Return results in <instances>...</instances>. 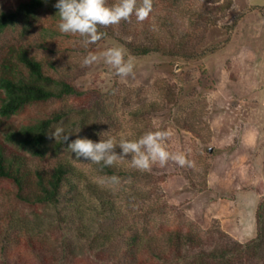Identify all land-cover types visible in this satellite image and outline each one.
Here are the masks:
<instances>
[{
    "label": "rangeland",
    "instance_id": "obj_1",
    "mask_svg": "<svg viewBox=\"0 0 264 264\" xmlns=\"http://www.w3.org/2000/svg\"><path fill=\"white\" fill-rule=\"evenodd\" d=\"M222 4L228 8L204 10ZM200 9L203 18L194 17ZM156 10L195 24L190 26L194 47L186 49L193 51L192 60L153 52L132 55L121 41L138 45L143 39L131 35L132 24L123 21L113 26L111 35L87 48L79 36H62L81 45L62 54L70 66L68 80L104 101L111 121L101 118L99 126L87 123L82 129L72 128L70 142L59 148V139L51 136L49 155L57 153L112 201L116 214L109 212L105 217L117 218L111 226L105 220L100 230L130 226L159 236L178 227L217 240L221 237L222 242L245 243L256 235L255 210L264 196V0H172L159 2ZM51 12L45 13L44 24L49 23ZM7 33L3 41L33 45L37 40L36 33ZM113 47L122 48L126 60L133 58V75H116L103 57L81 67L89 52L99 56ZM156 130L171 132L168 150L185 152L193 166L169 161L143 172L131 166L129 154L113 164L120 172L111 174L100 164L77 159L68 149L77 138L118 142ZM115 151L122 152L118 146ZM82 196L88 209L97 206L91 194ZM11 206L27 219L56 225L58 214L50 206L34 208L14 202ZM86 219L91 228H97V217L88 214ZM70 226L67 236L83 257L87 244ZM115 246L122 249L121 243Z\"/></svg>",
    "mask_w": 264,
    "mask_h": 264
},
{
    "label": "trees",
    "instance_id": "obj_2",
    "mask_svg": "<svg viewBox=\"0 0 264 264\" xmlns=\"http://www.w3.org/2000/svg\"><path fill=\"white\" fill-rule=\"evenodd\" d=\"M170 1L152 0L153 10L143 22H138L135 15L122 22L132 24L131 35L143 39L138 45L121 41L132 55L153 52L193 59V51L186 49L194 47L190 26L195 24L156 10L159 2ZM57 2L0 0V264H91L88 256L92 264H264V196L255 210L256 235L245 243L222 242L221 237L217 240L178 227L159 236L137 232L130 226L99 229L107 219L110 226L114 225L115 215L105 217L109 212L116 214L112 201L57 153L49 155L51 132L56 126H63L68 134L87 123L99 126L101 118L111 121L104 101L68 80L70 66L62 54L81 45L63 38L66 34L58 30ZM113 2L108 0L109 4ZM140 3L138 0V6ZM225 8L228 6L211 5L204 10ZM48 11L52 14L44 24L42 19ZM202 11H195L194 17L203 18ZM112 28L99 29L106 33L102 39L113 33ZM10 30H18L22 36L36 33L37 40L33 45L3 41ZM36 48L46 53L38 55ZM70 140L59 139L56 147ZM100 167L111 174L120 172L103 162ZM83 192L91 194L96 207L88 209ZM12 202L52 207L58 214L56 225L27 219L14 211ZM88 214L98 218L97 228L87 222ZM70 225L87 244L83 257L67 236ZM98 241L100 244H96ZM116 242L122 249H117Z\"/></svg>",
    "mask_w": 264,
    "mask_h": 264
},
{
    "label": "clouds",
    "instance_id": "obj_3",
    "mask_svg": "<svg viewBox=\"0 0 264 264\" xmlns=\"http://www.w3.org/2000/svg\"><path fill=\"white\" fill-rule=\"evenodd\" d=\"M59 11L58 30L62 34L79 36L84 48L100 41L105 35L100 28H109L119 25L122 21H130L135 15L138 22L148 19L153 10L152 0H58L54 5ZM103 57L105 63L115 69L118 76L134 74L132 57L125 59L122 48H108L99 56L89 52L81 61V67H89ZM167 130L147 131L136 140L121 138L118 142L112 138L101 139L94 142L88 138H77L68 144V149L75 154L77 159L84 158L91 163L112 166L117 160H123L129 154L130 163L135 169L143 172L150 171L154 164L165 166L173 161L181 167H192L193 162L187 159L185 152H170L167 141L171 138ZM53 138L67 142L69 135L65 134L62 127H56L51 132ZM117 146L122 150L118 155ZM190 153V149L188 150ZM116 179L115 177L113 178Z\"/></svg>",
    "mask_w": 264,
    "mask_h": 264
}]
</instances>
